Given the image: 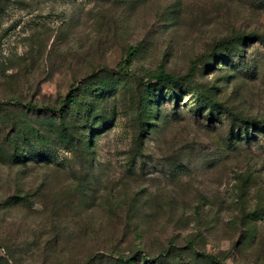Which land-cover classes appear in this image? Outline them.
<instances>
[{"label": "rangeland", "instance_id": "1", "mask_svg": "<svg viewBox=\"0 0 264 264\" xmlns=\"http://www.w3.org/2000/svg\"><path fill=\"white\" fill-rule=\"evenodd\" d=\"M8 1L0 11V264H264V45L244 44L243 60L231 53L222 69L215 59L229 54L228 38L264 37V0ZM130 47L125 73L111 71ZM159 65L177 79L176 102L170 89L158 101L159 91L149 93ZM87 81L100 101L84 143L55 147L49 165L16 164L15 124L45 137L40 150H50L49 127L59 124L25 105L58 107ZM186 86L262 127L247 141L227 114H194ZM232 127L235 144L226 142Z\"/></svg>", "mask_w": 264, "mask_h": 264}, {"label": "trees", "instance_id": "2", "mask_svg": "<svg viewBox=\"0 0 264 264\" xmlns=\"http://www.w3.org/2000/svg\"><path fill=\"white\" fill-rule=\"evenodd\" d=\"M8 0H0V11L3 10V7L6 6ZM253 39L256 41H260L264 45V37L256 32H249V33H240L238 35H235L233 38H228L225 41H222V47H225V50L229 53L226 55H222L220 57H217L215 59H218V69H222V67H226L230 65V62L227 59H230L229 55L233 53L232 55H235L237 60H243L244 58V52L245 50L242 48V46L248 42H252ZM136 54V49L134 47H130L126 54V59L122 61L118 67V69H111V71L119 72V73H125L126 68H124V64L134 55ZM231 64L230 66H232ZM216 68V69H217ZM155 81V83H151V81ZM148 90L149 93L151 92L153 94V97L157 94V101L166 98L168 89L171 90V93L169 94L170 97L175 96L174 101H178L180 99V93H177L178 91H175V88L177 87V79L176 77H173L171 74L167 73L164 68L159 65L158 68L152 72V74L147 78ZM185 91L189 94L194 96L195 102L193 105L194 108V114H199L200 116H203L209 121L215 120V118H219V116L223 113L227 114L228 117L231 119L233 123L240 124L241 128H238L237 130H243L242 133L245 134L248 139V131L251 128L252 132L257 127H262V124L255 120V119H247L241 116H238L237 114H234L228 109L224 108L223 105L212 99L209 95L206 93L200 91L198 88L194 87H184ZM83 90V91H82ZM100 89L98 87L93 86L89 81L81 83L80 86H77L73 89V91H70L61 101V104L58 107L53 108H44L38 110V107L36 105H25L26 109H29L30 111L39 112L41 114L42 112H50L53 114V116L56 117V119H59V124L56 126V128H53V125L49 127L48 134L53 135L50 136V150H40V146L44 143V136L39 133H36L32 136H28L25 132V128L21 127L20 124H15L12 131L13 136H9L8 140L12 147H13V154L12 159L16 164L26 165L28 162L35 161L36 163H44L49 165L50 164V158H52L51 151L57 147V146H66L68 149L73 148L72 145H69V142L72 140L79 141L81 144L84 143V136L86 135V132L84 128H86L91 121L92 118L95 116V105H94V99L99 100V93ZM152 101V99H151ZM11 104L13 105H20L18 101H11ZM7 107L6 104H0V108L2 109ZM98 116L99 113H98ZM54 117V118H55ZM74 117V119H73ZM232 123V124H233ZM84 126V127H83ZM82 130L84 132L82 133ZM141 131L143 130L140 129ZM239 138V132H235L232 129L229 131L226 142L230 144H235L238 142L237 140ZM91 141V138L90 140ZM137 143H141L143 141L142 134H139V136L136 137ZM73 142V141H72ZM71 143V142H70ZM90 145V143H88ZM40 150L37 155L35 153L34 156H31L30 152ZM19 150V151H18ZM27 201V198L18 197L17 202H24ZM157 260H159L160 257H155ZM125 258L124 260H126ZM129 260L125 261V264H134V262L131 260V258H128ZM150 259V258H149ZM152 259H150L149 262H151ZM143 261L145 263L148 262V257H143ZM160 261V260H159Z\"/></svg>", "mask_w": 264, "mask_h": 264}]
</instances>
